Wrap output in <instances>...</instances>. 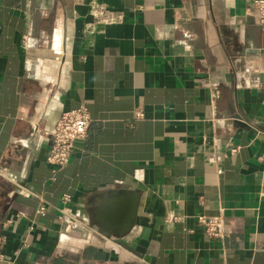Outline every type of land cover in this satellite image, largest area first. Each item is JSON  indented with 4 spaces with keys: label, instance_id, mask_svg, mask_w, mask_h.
Returning <instances> with one entry per match:
<instances>
[{
    "label": "crops",
    "instance_id": "obj_1",
    "mask_svg": "<svg viewBox=\"0 0 264 264\" xmlns=\"http://www.w3.org/2000/svg\"><path fill=\"white\" fill-rule=\"evenodd\" d=\"M251 1L0 0V264H264ZM79 107L86 138L52 173L31 133ZM219 214L223 240L197 223Z\"/></svg>",
    "mask_w": 264,
    "mask_h": 264
},
{
    "label": "built area",
    "instance_id": "obj_2",
    "mask_svg": "<svg viewBox=\"0 0 264 264\" xmlns=\"http://www.w3.org/2000/svg\"><path fill=\"white\" fill-rule=\"evenodd\" d=\"M251 9L256 25L264 33V0H252ZM94 11L99 23L113 24L120 19L119 15L106 11L102 6H94ZM143 116V111L140 108L133 111L135 119H142ZM90 122L87 109L79 107L61 113L52 131L42 130L38 125L34 126L31 136L38 133L50 141L46 162L51 166L52 173L62 169L70 161L75 144L86 138ZM235 151L232 150L231 152L234 153ZM69 201L68 195L62 196L61 202L63 204H67ZM44 212L43 206L36 210L40 216L44 215ZM62 214H64L63 210ZM197 223L201 231L209 238L223 240L229 235L220 214L217 216L200 215L197 217Z\"/></svg>",
    "mask_w": 264,
    "mask_h": 264
},
{
    "label": "water",
    "instance_id": "obj_3",
    "mask_svg": "<svg viewBox=\"0 0 264 264\" xmlns=\"http://www.w3.org/2000/svg\"><path fill=\"white\" fill-rule=\"evenodd\" d=\"M138 199H139V197H138V195L136 194V193H133L132 195H131V211H130V214H129V219L130 218H133V215H134V211L136 210V208H137V205H138Z\"/></svg>",
    "mask_w": 264,
    "mask_h": 264
}]
</instances>
